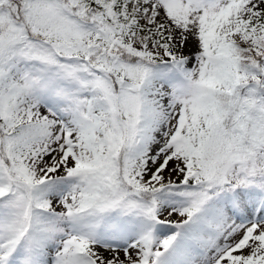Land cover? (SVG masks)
Segmentation results:
<instances>
[{"label": "rangeland", "instance_id": "1", "mask_svg": "<svg viewBox=\"0 0 264 264\" xmlns=\"http://www.w3.org/2000/svg\"><path fill=\"white\" fill-rule=\"evenodd\" d=\"M76 3L0 0V241L33 214L34 228L24 230L35 264L64 261L50 242L68 237L84 247L69 264H126L90 243L145 247L133 264H172L193 233L196 248L181 264H199L209 248L214 264L219 252L218 264H264V246L251 240L263 228L237 250L227 249L231 232L220 235L240 223L231 213L238 198H252L245 224L264 222L255 203L264 192V94L204 152L220 118L214 94L242 78L235 42L262 49L264 0H125L117 26L107 20L112 2L75 12ZM117 46L160 62H130ZM258 77L264 86V68ZM82 152L79 166L41 169Z\"/></svg>", "mask_w": 264, "mask_h": 264}, {"label": "bare ground", "instance_id": "2", "mask_svg": "<svg viewBox=\"0 0 264 264\" xmlns=\"http://www.w3.org/2000/svg\"><path fill=\"white\" fill-rule=\"evenodd\" d=\"M244 2V1H243ZM186 3V2H185ZM247 3V2H245ZM231 4V3H230ZM183 6V5H182ZM167 12V10H166ZM169 14V13H168ZM228 14V13H227ZM226 14V15H227ZM232 14V13H231ZM230 14V15H231ZM167 15V14H166ZM229 15V14H228ZM171 16V15H170ZM179 16V15H178ZM177 16V17H178ZM169 18V17H168ZM171 19V17H170ZM173 19V17H172ZM171 21V20H170ZM175 21V19H174ZM177 21V20H176ZM176 23V22H175ZM172 24V22H171ZM177 26V25H176ZM181 27V26H180ZM187 47H185L186 49ZM187 52V50H185ZM64 71V70H63ZM73 74V72H72ZM83 86V85H82ZM81 86V87H82ZM80 87V88H81ZM147 108V107H146ZM151 140V139H150ZM147 141V140H146ZM146 144L148 142H145ZM101 148V146H100ZM73 157H72V153L70 155H66L63 157L64 159L60 162H58V166L55 167L54 163H53V160L52 159H49V161L47 163H45L43 166H41V169H46V170H50V169H54L56 171H60L61 169H66L65 167L69 166L71 167L72 165H75V166H79L80 162L81 161H85V160H88L87 157H85V153H81V154H78V153H73ZM173 159L170 160V162L168 164H166V166L164 168L161 169L160 171V174H164V175H168L170 172H171V169L172 167L174 166L173 163ZM83 164V163H81ZM83 166V165H82ZM159 167V166H158ZM9 173L11 174V172L9 171ZM159 173V172H158ZM157 173V174H158ZM251 198H248V197H244V199H239L237 203H235L236 206H234V209L231 213H234L236 214L235 218L233 216V218L235 220H239L240 223H237V224H233L236 226V228H234L232 231H231V235L232 237L235 238V240L237 239V237L243 239V243L245 244H241L240 246H245L246 244L249 245V243L252 241H254V239H256V241L254 243H258L259 247H262L264 246V222H257V223H246L245 224V221L246 219H248V208L249 206H247V202L250 201ZM63 200V199H62ZM258 201V200H257ZM254 204V203H253ZM160 209V208H159ZM259 210L257 211V216H256V220L259 219V218H264V201L262 202V204H260ZM46 208H40L38 209L37 211H40L42 213H45L46 212ZM57 209H54V208H51L50 210H48L47 212L49 211H55ZM231 210V209H230ZM229 213V212H228ZM227 213V214H228ZM52 214V213H51ZM253 217V216H252ZM33 218H34V215H30L29 216V224H26L25 223V226L22 228V230L19 232L20 234H10L9 236H5L3 239H1L0 241V264H35V263H31L29 262L28 260V252L30 251V244H26L27 240L25 241V239L28 237V235L26 234L25 230L28 231V230H31L32 228H34L35 224H32L31 221H33ZM168 218V217H167ZM161 221V220H160ZM254 221V220H253ZM31 222V223H30ZM67 224H68V229L72 231L73 227H72V224L71 223H68V221H66ZM260 224H262L263 226H260ZM37 226V225H36ZM257 230L263 228V232L260 233V232H257L256 235H254V237L252 236V239L250 240L249 238V233H251L252 230H254L255 228H257ZM39 228V227H38ZM92 228V227H91ZM193 228V227H192ZM230 228V227H229ZM25 229V230H24ZM196 229V228H195ZM166 230V228H164L162 231ZM70 231V232H71ZM68 232V231H67ZM69 232V233H70ZM179 231H177V229H175L174 231H171V232H168L167 233V239L160 243L161 245H159V247L161 246L164 247L166 246L167 242L169 240H172L174 239L178 234ZM190 237V236H189ZM66 240H64V242L62 240H59V241H53V242H50V244H59L58 245V250H57V253L56 255L58 256L59 254L62 255V257H66L64 259V261H61V260H58V259H54L53 261V264H69V262L71 260L74 259V256L76 255V251L80 250V249H84L83 246H81V244L79 243V240H76V242H74V240H69L70 237H68V240L67 238H65ZM77 239H80V238H77ZM247 239V240H246ZM250 241H249V240ZM234 240V239H233ZM62 241V242H60ZM176 241V240H175ZM24 242V243H23ZM237 242V240H236ZM186 246H184L183 249H179L180 252L182 253V255L184 256L185 252L188 251L187 247L190 246V245H195L196 244V238H195V234L193 233V235L191 236V238H188V241L186 242ZM136 245V244H135ZM252 245V247H255V244H250ZM257 245V244H256ZM132 246V244H131ZM256 246V247H258ZM136 247V246H135ZM158 247V248H159ZM186 247V249H185ZM134 248V247H133ZM132 248V249H133ZM193 248V247H192ZM192 248H190L192 250ZM56 249V248H55ZM77 249V250H76ZM90 249H96V252H97V249L100 250L102 249L103 252H106L109 253L108 256H110L109 258H113V257H117L116 259L120 258L121 261H124L126 264H130V263H134L133 260L136 259L137 256H139V258L141 259L142 258V252H145V250H147L145 247H143V250L140 252V249H129V250H126V249H117V248H109L107 247L106 249V246L103 245V246H96L95 248H92L91 247V243H90ZM90 249H87L88 251ZM257 249V248H256ZM261 249V248H260ZM76 250V251H75ZM44 251H46L44 249ZM87 251V252H88ZM128 251V252H127ZM256 251V250H255ZM263 252V251H262ZM84 253V252H83ZM261 253V252H260ZM59 255V256H61ZM74 255V256H72ZM82 255V254H81ZM97 255V254H96ZM249 256V254H248ZM251 256V255H250ZM246 257V256H245ZM254 257V256H253ZM98 257H96L97 259ZM237 259V262H239L241 260V258H239V256L235 257ZM101 259V257H100ZM115 259V260H116ZM230 259V258H229ZM235 259V260H236ZM112 260V259H111ZM93 261V260H91ZM109 261V260H108ZM141 261V260H139ZM138 261V263H140ZM143 261V260H142ZM221 261V260H220ZM220 261H217L215 264H218L221 263ZM250 261V260H249ZM94 262V261H93ZM178 262V261H177ZM202 262H204L202 260ZM232 262V261H231ZM236 262V261H235ZM246 262V261H245ZM107 263V262H106ZM176 263V261H175ZM207 263V262H205ZM203 263V264H205ZM225 263V262H223ZM222 263V264H223ZM243 263V262H242ZM92 264V263H91ZM95 264V263H93ZM100 264V263H99ZM105 264V262H104ZM110 264V263H109ZM178 264H180V262H178ZM231 264V263H230ZM244 264V263H243Z\"/></svg>", "mask_w": 264, "mask_h": 264}, {"label": "trees", "instance_id": "3", "mask_svg": "<svg viewBox=\"0 0 264 264\" xmlns=\"http://www.w3.org/2000/svg\"><path fill=\"white\" fill-rule=\"evenodd\" d=\"M100 1L103 2H108L109 0H79V2L86 3V4H92L93 7L99 8V3ZM114 17L119 15V10L114 11ZM120 16V15H119ZM121 18V16H120ZM260 45L264 46V39L258 41ZM239 54L243 55L242 58L239 60V65L241 68H244L246 70H251L256 68L258 65L259 59H260V51L255 48V47H246L245 45H239L237 48ZM124 54L131 58V59H142L145 61L147 60H152V58H147V56H140V55H130V52L125 51ZM250 79V78H249ZM250 89H248V83L244 82L242 85L238 86L236 90L233 92V94L229 95L226 93H220L217 94V96L221 100V108L223 109V118L225 123L227 124L228 121L230 120V114L234 113L236 108L234 105L236 103H239L240 101H243L246 96H250Z\"/></svg>", "mask_w": 264, "mask_h": 264}]
</instances>
